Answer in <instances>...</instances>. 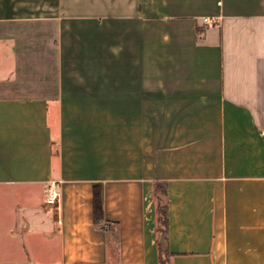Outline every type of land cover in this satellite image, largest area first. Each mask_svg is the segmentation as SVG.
<instances>
[{
  "label": "crops",
  "instance_id": "obj_1",
  "mask_svg": "<svg viewBox=\"0 0 264 264\" xmlns=\"http://www.w3.org/2000/svg\"><path fill=\"white\" fill-rule=\"evenodd\" d=\"M159 197L173 264H264V0H0V264H161Z\"/></svg>",
  "mask_w": 264,
  "mask_h": 264
},
{
  "label": "trees",
  "instance_id": "obj_2",
  "mask_svg": "<svg viewBox=\"0 0 264 264\" xmlns=\"http://www.w3.org/2000/svg\"><path fill=\"white\" fill-rule=\"evenodd\" d=\"M155 190L157 193H162L165 196L167 195V188L165 183L156 182ZM157 225L159 234L163 232L167 233L168 230V206L163 204L161 198H158L157 201ZM93 209H94V221L97 225H100V222L104 219V206H103V196H102V187L100 184L94 186V195H93ZM159 258L161 264H173L172 255L169 249H164L163 245H159Z\"/></svg>",
  "mask_w": 264,
  "mask_h": 264
},
{
  "label": "built area",
  "instance_id": "obj_3",
  "mask_svg": "<svg viewBox=\"0 0 264 264\" xmlns=\"http://www.w3.org/2000/svg\"><path fill=\"white\" fill-rule=\"evenodd\" d=\"M206 20L208 19L206 18ZM59 196L60 191L58 189V182L53 180L49 186V194L47 196V201L51 204H55Z\"/></svg>",
  "mask_w": 264,
  "mask_h": 264
},
{
  "label": "water",
  "instance_id": "obj_4",
  "mask_svg": "<svg viewBox=\"0 0 264 264\" xmlns=\"http://www.w3.org/2000/svg\"><path fill=\"white\" fill-rule=\"evenodd\" d=\"M161 242H162L164 248H166L165 232H163V233L161 234Z\"/></svg>",
  "mask_w": 264,
  "mask_h": 264
}]
</instances>
